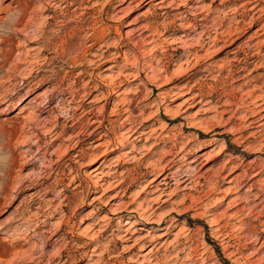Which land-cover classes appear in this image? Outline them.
<instances>
[{
    "label": "rangeland",
    "instance_id": "obj_1",
    "mask_svg": "<svg viewBox=\"0 0 264 264\" xmlns=\"http://www.w3.org/2000/svg\"><path fill=\"white\" fill-rule=\"evenodd\" d=\"M0 264H264V0H0Z\"/></svg>",
    "mask_w": 264,
    "mask_h": 264
},
{
    "label": "bare ground",
    "instance_id": "obj_2",
    "mask_svg": "<svg viewBox=\"0 0 264 264\" xmlns=\"http://www.w3.org/2000/svg\"><path fill=\"white\" fill-rule=\"evenodd\" d=\"M151 1H153V0H151ZM159 3V2H158ZM234 35V34H233ZM192 67V66H191ZM95 123V122H94ZM98 129V128H97ZM96 129V130H97ZM138 129H140V127L139 128H137L136 130H134V132H133V134H135L136 135V133L138 132ZM140 133V132H139ZM144 133V132H143ZM132 134V135H133ZM137 136V135H136ZM137 138V137H136ZM82 153V152H81ZM79 155V154H78ZM78 155H75V157H77ZM78 157H80V155L78 156ZM178 180L180 181L179 183H183L185 180H187L188 178H184L183 176H178ZM184 178V179H183ZM190 178V177H189ZM165 179V178H164ZM190 182H191V180H190ZM164 185H167L165 182L163 183ZM167 221V220H166ZM166 221H163L162 223H165ZM96 224V223H95ZM162 225V224H161ZM127 231V230H126ZM128 232V231H127ZM128 234V233H127ZM138 244V243H137Z\"/></svg>",
    "mask_w": 264,
    "mask_h": 264
}]
</instances>
